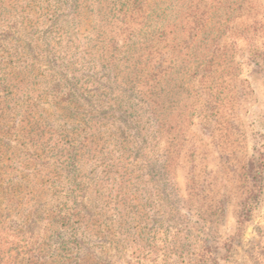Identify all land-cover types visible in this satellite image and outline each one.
Listing matches in <instances>:
<instances>
[{
    "label": "rangeland",
    "instance_id": "obj_1",
    "mask_svg": "<svg viewBox=\"0 0 264 264\" xmlns=\"http://www.w3.org/2000/svg\"><path fill=\"white\" fill-rule=\"evenodd\" d=\"M115 2L0 0V220L29 245L51 232L45 218L69 212L77 226L81 199L105 225L123 218L117 241L85 239L119 264L199 254L207 264L210 252L218 264H264V0L169 1L181 27L152 48L162 126L145 128V142L133 126L135 112L150 125L148 100L105 88L93 48L96 33L121 26ZM219 46L225 63L202 76L199 62ZM92 107L100 132L89 137ZM70 161L86 193L73 190ZM42 256L55 264L54 251Z\"/></svg>",
    "mask_w": 264,
    "mask_h": 264
},
{
    "label": "trees",
    "instance_id": "obj_2",
    "mask_svg": "<svg viewBox=\"0 0 264 264\" xmlns=\"http://www.w3.org/2000/svg\"><path fill=\"white\" fill-rule=\"evenodd\" d=\"M85 0H74L75 8L81 5ZM170 0H116V21H120V27L113 26L108 29L109 33L104 32L96 33L93 38V48L97 53L96 61L101 66V69L105 71V74L100 76V79H104L106 85L105 88L109 90L116 89L114 93H119L122 87H126V91L131 93L138 100L145 99L147 101V117L146 122L150 125L145 126L140 122L141 116L135 112V115L139 118L135 119L137 124L133 126L135 134L145 142V136L149 135V131H144L145 128H153L158 130L162 126L160 120L157 118L158 110V98H154V84L156 74V67L158 70L162 67L160 64H154L152 62L151 54L153 53L152 48L154 44H167L170 34L173 30H178L181 27L180 21H177L172 17L171 3ZM87 6H82L81 11L86 9ZM89 10V8H87ZM88 13L84 11V14ZM178 11H175L176 13ZM78 13V12H77ZM178 14H175L177 16ZM204 21L203 18H199L195 27H199V23ZM174 28V29H173ZM104 35V36H103ZM117 40H116V38ZM105 39H108L107 42ZM136 40V45H129L130 41ZM113 40L114 41L113 44ZM121 42V43H120ZM145 51L149 56H144ZM121 55L122 59H125L127 69L124 70L115 63V55ZM225 52L220 51L219 47H214L208 51V54L203 58L199 64L200 71L204 74L210 75L218 71L222 64L225 63L224 57ZM163 60V58H162ZM122 92V91H121ZM134 93V94H133ZM125 94V93H124ZM120 95V94H119ZM118 99V100H117ZM115 100L116 103L122 102L120 98ZM115 103V104H116ZM118 105V104H117ZM133 112V115H134ZM99 110L92 107L87 116L89 125V137L99 134V123L96 121V116ZM131 115V114H130ZM132 115V116H133ZM142 120V119H141ZM144 121V120H143ZM92 140L89 139V143ZM71 160V158H70ZM73 160V158H72ZM67 166L68 176L73 184V190L75 192L86 193L84 185H82L80 178H78L79 170L77 169L76 162H69ZM33 199V198H31ZM28 201V199H26ZM25 201V204L26 202ZM35 202V201H34ZM33 202V203H34ZM28 201L29 209L25 211H33L32 215L36 213L35 204H31ZM74 209L77 210L78 216L76 218L77 226L71 220V213H64L63 216H59L57 220L45 218L46 222L49 223V229L51 232L37 233L35 239L27 245V241L21 236L19 232L9 231L8 221L0 220L3 225L0 228V245L1 243L10 244L7 250H1L0 248V264H5V256L10 251L13 253L12 259L14 264H46V260L38 257L42 251L52 250L55 252V259L52 260L55 264H119L116 260H112L106 256L102 257L96 253L92 246L87 245L85 239H89L90 236H96L102 238L109 237L112 241H117V235L122 231L120 226L124 224L123 218L114 220V224H103L99 221L98 214H89L86 212V203L83 200H75L73 202ZM70 209V208H69ZM53 212L50 216L53 218ZM101 216V215H100ZM99 216V217H100ZM33 220L37 222L39 219L34 217ZM32 221V219H31ZM75 221V220H74ZM126 222V221H125ZM55 223V225L53 224ZM26 224V221H25ZM16 226V225H15ZM15 229H18L17 226ZM21 229V228H20ZM86 233V234H85ZM188 237V236H185ZM182 239V237H181ZM187 244L185 238V245ZM154 245V244H153ZM208 258L206 259L207 264H218L213 254L207 253ZM201 255V256H200ZM205 254H199L202 258ZM198 256H195L186 261V264H198ZM10 257L8 256L7 259ZM3 260V263H2ZM129 264V262H128Z\"/></svg>",
    "mask_w": 264,
    "mask_h": 264
}]
</instances>
